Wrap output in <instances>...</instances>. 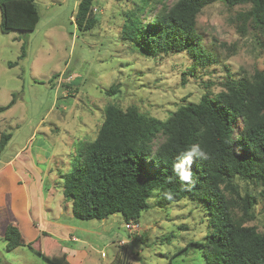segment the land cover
<instances>
[{
	"label": "rangeland",
	"instance_id": "obj_1",
	"mask_svg": "<svg viewBox=\"0 0 264 264\" xmlns=\"http://www.w3.org/2000/svg\"><path fill=\"white\" fill-rule=\"evenodd\" d=\"M174 1L163 0L167 5ZM35 2L40 18L34 29H0V106L14 97L9 108L0 110V134L9 133L0 166L17 152V177L0 167V264H46L32 247L5 248L3 233L10 219L18 220L27 240L46 231L59 234L40 239L45 250L50 240L67 250L75 248L74 237L85 241L80 264H107L118 244L125 246L131 264H204L197 245L177 253L206 232L199 201L183 198L158 207L151 196L138 219L139 228L128 231L119 213L105 220L75 218L71 202L62 194V173L68 171L74 150L95 136L108 103L135 105L164 120L180 104L197 101L205 85L219 91L229 72L237 78L264 70V46L249 28L245 33L239 30L237 13L247 5L215 1L202 8L196 30L218 61L192 69L187 52L152 56L130 47L119 31L128 0H95L92 10L98 23L85 31L74 20L77 0ZM115 84L112 94L105 93ZM25 175L33 185L39 184L34 196L27 190ZM234 182L241 192L255 194V219L246 224L264 232L260 187L239 178Z\"/></svg>",
	"mask_w": 264,
	"mask_h": 264
},
{
	"label": "trees",
	"instance_id": "obj_2",
	"mask_svg": "<svg viewBox=\"0 0 264 264\" xmlns=\"http://www.w3.org/2000/svg\"><path fill=\"white\" fill-rule=\"evenodd\" d=\"M94 1L77 0L74 20L80 31L98 23ZM128 1L120 14L119 31L132 49L146 55L187 52L192 69L217 62L196 30L197 15L215 1L247 5L237 13L239 30L245 33L249 28L264 46V0H175L171 5L163 0ZM148 14L149 21L145 19ZM39 18L35 0H0L2 32L32 30ZM115 86L105 93L112 94ZM204 88L197 101L180 104L164 120L135 105L123 108L114 101L108 103L95 136L72 153L69 169L62 173V194L71 202L75 218L102 220L119 213L124 224L138 222L151 196L158 207L183 198L199 201L206 232L177 253L197 245L204 264H264V232L246 224L255 219L256 196L241 192L234 182L235 178L253 182L260 187L258 195L264 202V70L237 78L229 72L219 91ZM13 102L14 97L0 110ZM8 137L9 133L0 134V152ZM193 144H199L208 159L192 156L189 183L181 181L172 166L183 159L180 152ZM46 238L51 234L25 239L14 221L6 224L3 234L7 250L28 246L46 264H72L62 244L50 240L48 249H42L40 239ZM125 249L118 244L107 264H131Z\"/></svg>",
	"mask_w": 264,
	"mask_h": 264
},
{
	"label": "crops",
	"instance_id": "obj_3",
	"mask_svg": "<svg viewBox=\"0 0 264 264\" xmlns=\"http://www.w3.org/2000/svg\"><path fill=\"white\" fill-rule=\"evenodd\" d=\"M17 153V152H16ZM16 153H14L13 154V156H10L8 159H6L3 163H2V165L0 166L1 168H4V169H8L10 172H14V174L16 175V177H17V174L15 173V169H14V166H15V164H16V159L17 158H15V156H16ZM8 167V168H7ZM0 168V169H1ZM25 171V170H24ZM25 173H27V172H25ZM23 178H24V180H25V182H26V184H27V186H28V189L27 190H31V191H29V192H32L33 193V196H34V194H35V192L33 191L35 188H38V185L39 184H36V185H33L32 184V182L31 181H29V179L31 180V178L29 177H27L26 175L25 176H23ZM17 183L19 184L20 182L19 181H17ZM20 186H22L21 184H20ZM35 187V188H34ZM29 203H30V200L28 199L26 202H25V208L29 205ZM105 219H107V218H105ZM105 219H102V220H105ZM12 221H14V222H16V224H18L19 225V222H18V220L17 219H10L8 222H12ZM7 222V223H8ZM6 227V226H5ZM19 227H20V225H19ZM21 229V228H20ZM5 230V229H4ZM46 232H49V233H51V235H55V236H59V234H57V233H53V231H46ZM4 234V233H3ZM65 241H68V242H70V240L69 239H67V238H70L69 236H65ZM75 238V241H74V243H75V248H72V249H69V250H67V248L66 247H64V245H62L63 247H64V249L66 250V252H67V260L70 262V263H72V264H80V258H81V256L83 255V250H82V248H85V241H77V240H79V238H77V237H74ZM121 241V239H117V243L119 242V241ZM102 253H104L103 251L102 252H100V254H102Z\"/></svg>",
	"mask_w": 264,
	"mask_h": 264
},
{
	"label": "clouds",
	"instance_id": "obj_4",
	"mask_svg": "<svg viewBox=\"0 0 264 264\" xmlns=\"http://www.w3.org/2000/svg\"><path fill=\"white\" fill-rule=\"evenodd\" d=\"M195 155L199 159H208V153L201 148L199 144H193L187 149L180 152V156L183 159L178 160L172 166V170L181 181L192 182V156ZM171 195H168V199H171Z\"/></svg>",
	"mask_w": 264,
	"mask_h": 264
},
{
	"label": "built area",
	"instance_id": "obj_5",
	"mask_svg": "<svg viewBox=\"0 0 264 264\" xmlns=\"http://www.w3.org/2000/svg\"><path fill=\"white\" fill-rule=\"evenodd\" d=\"M125 229H127L128 231L131 230H137L139 228L138 222L134 221V220H129L128 222H126L124 224ZM119 243H123L122 240L119 241Z\"/></svg>",
	"mask_w": 264,
	"mask_h": 264
}]
</instances>
